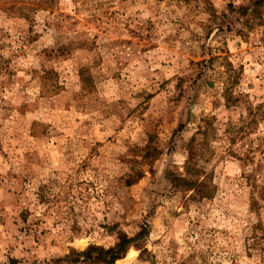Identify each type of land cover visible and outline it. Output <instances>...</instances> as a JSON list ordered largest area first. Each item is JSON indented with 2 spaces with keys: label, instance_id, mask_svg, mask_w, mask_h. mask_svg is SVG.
<instances>
[{
  "label": "rangeland",
  "instance_id": "1",
  "mask_svg": "<svg viewBox=\"0 0 264 264\" xmlns=\"http://www.w3.org/2000/svg\"><path fill=\"white\" fill-rule=\"evenodd\" d=\"M10 5L0 0V264H68L143 223L147 253L115 264H262L231 152L264 138V119L239 132L264 112V0H55L28 19ZM192 137L210 198L180 181Z\"/></svg>",
  "mask_w": 264,
  "mask_h": 264
},
{
  "label": "trees",
  "instance_id": "2",
  "mask_svg": "<svg viewBox=\"0 0 264 264\" xmlns=\"http://www.w3.org/2000/svg\"><path fill=\"white\" fill-rule=\"evenodd\" d=\"M11 5L9 10L16 11L22 18L28 19L31 11L38 9H52L55 5V0H10ZM227 101H230L228 96ZM264 119V112L257 111L255 113L249 110V113L244 120L239 132L243 137L251 135L258 120ZM195 137L191 138L190 147L188 150V160L186 163V176L180 178L182 187L186 191H190L198 198H210L213 195L214 186L207 183L208 175L196 167L194 162L193 144ZM256 151H259L261 158L256 161ZM232 155L240 162L243 168V177L249 182L250 191V208L255 215V223L250 226V235L254 240V246L257 254L264 264V212L262 201H264V181L261 179V174L264 168V138L259 137V143L255 148L246 149L242 156L231 152ZM252 168L245 169V167ZM201 174V175H200ZM200 175V176H199ZM148 225L143 223L140 230L132 237L126 234L119 233L117 241L111 247L104 248L102 246L90 245L83 251H72L69 255L65 256L63 261L68 264L81 263V264H115L116 261L122 259L130 248H135L140 251V254H145L146 249L143 247V242L148 235Z\"/></svg>",
  "mask_w": 264,
  "mask_h": 264
},
{
  "label": "bare ground",
  "instance_id": "3",
  "mask_svg": "<svg viewBox=\"0 0 264 264\" xmlns=\"http://www.w3.org/2000/svg\"><path fill=\"white\" fill-rule=\"evenodd\" d=\"M131 253V252H130Z\"/></svg>",
  "mask_w": 264,
  "mask_h": 264
}]
</instances>
